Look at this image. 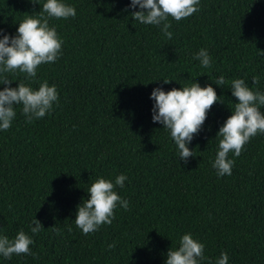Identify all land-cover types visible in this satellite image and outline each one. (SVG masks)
Listing matches in <instances>:
<instances>
[{"label":"trees","instance_id":"trees-1","mask_svg":"<svg viewBox=\"0 0 264 264\" xmlns=\"http://www.w3.org/2000/svg\"><path fill=\"white\" fill-rule=\"evenodd\" d=\"M45 2L0 0V38L16 35ZM63 2L76 16L49 20L63 40L59 58L38 66L35 78L0 74L14 80L11 87L38 90L47 81L59 95L31 123L17 105L11 127L0 129V236L23 229L34 241L31 255H0V264H165L187 233L204 244L199 264H216L223 252L228 264H264V134L250 138L239 157L229 153L231 175L212 167L216 135L238 103L231 82L244 79L264 93V0H200L190 17H169L171 39L161 27L133 21L139 7L131 0ZM201 48L211 67L195 59ZM195 82L211 84L223 102L208 111L185 164L170 130L153 122L150 97L154 88ZM120 174L127 179L115 191L128 209L118 204L111 225L83 234L77 206L95 180ZM35 218L43 227L33 234Z\"/></svg>","mask_w":264,"mask_h":264},{"label":"clouds","instance_id":"clouds-1","mask_svg":"<svg viewBox=\"0 0 264 264\" xmlns=\"http://www.w3.org/2000/svg\"><path fill=\"white\" fill-rule=\"evenodd\" d=\"M31 3L39 4V0H31ZM199 3L200 0H131L130 7L135 9L138 6L139 10L130 15L133 21L161 27L164 36L171 39L173 33L169 31V17L176 21L190 17L199 10ZM75 16L76 9L63 0H46L37 15L30 14L19 22L16 35L4 34L0 38V74L18 70L25 74V79L35 78L38 66L54 62L62 54L63 40L58 35L56 26L49 25V20ZM259 51L264 55V51ZM195 59L200 61L201 66L211 67L212 58L207 49L201 48L195 54ZM163 80L165 84L171 82L170 79ZM13 81L6 75L0 78V84L5 85L0 90V129L5 131L12 125L17 105H22L26 121L31 123L49 113L59 99L56 86H50L47 81L42 82L38 90L23 82H18L17 87H11ZM258 82L253 77L252 83ZM215 84L224 85V77L221 75ZM231 90L232 95L238 98V103H235L232 115L219 128L216 136L222 139L219 140V150L212 163L220 177L232 174L235 160L229 158L230 152L239 157L250 138L258 133L264 134V113L260 111V106H264V93L253 91L244 79L233 80ZM219 97L211 84L201 87L198 82L179 89L172 88L167 92L157 87L151 92L150 98L155 101L152 109L153 122H159L163 128L170 130L171 138L179 150V158L185 164L190 157L195 156L188 145L203 126L212 105L217 101L223 102ZM126 179V175L120 174L114 182L100 177L91 184L88 189L90 198L84 199L77 206L75 218L76 226L83 234L92 233L103 224L111 225L118 204L125 210L128 209L129 202L115 191L116 186L124 187ZM32 223L35 226L31 227V232L36 234L43 225L36 218ZM33 243L32 237L23 229L12 239L2 235L0 255L9 259L14 254L31 255L30 245ZM108 247L114 248L115 244ZM166 255L165 264H199L204 259V244L187 233L181 237L179 247L169 248ZM228 260L227 252H223L216 264H228Z\"/></svg>","mask_w":264,"mask_h":264}]
</instances>
